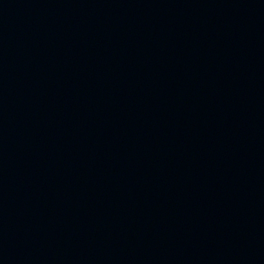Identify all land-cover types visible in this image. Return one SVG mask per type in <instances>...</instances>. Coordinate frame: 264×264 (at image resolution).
Wrapping results in <instances>:
<instances>
[{
	"label": "water",
	"instance_id": "obj_1",
	"mask_svg": "<svg viewBox=\"0 0 264 264\" xmlns=\"http://www.w3.org/2000/svg\"><path fill=\"white\" fill-rule=\"evenodd\" d=\"M0 264H264V0H0Z\"/></svg>",
	"mask_w": 264,
	"mask_h": 264
}]
</instances>
